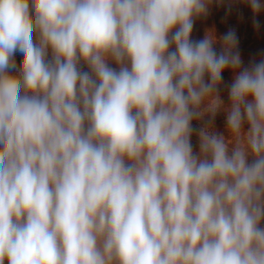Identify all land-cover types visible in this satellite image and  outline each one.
<instances>
[{
    "label": "clouds",
    "instance_id": "obj_1",
    "mask_svg": "<svg viewBox=\"0 0 264 264\" xmlns=\"http://www.w3.org/2000/svg\"><path fill=\"white\" fill-rule=\"evenodd\" d=\"M210 3L0 0V264H264V59Z\"/></svg>",
    "mask_w": 264,
    "mask_h": 264
},
{
    "label": "trees",
    "instance_id": "obj_2",
    "mask_svg": "<svg viewBox=\"0 0 264 264\" xmlns=\"http://www.w3.org/2000/svg\"><path fill=\"white\" fill-rule=\"evenodd\" d=\"M264 4V0H260ZM241 20L238 22V19ZM259 22V28L254 27L253 20ZM230 24V27L226 26ZM236 24L235 27H232ZM230 29L235 30L237 36V51H239L242 67H247L253 61L258 62L264 59V8L254 14L246 0H211L209 11L206 15L194 20V27L191 39H203L208 32L214 33L217 40ZM217 52L222 51V45L218 42L213 46ZM234 73L231 69H226L222 73V83L219 87V94L225 105L230 103L228 87L226 85L233 81ZM207 79V77H206ZM226 116L224 111L219 112L214 121L215 129L225 136ZM208 120H194L192 126L201 128ZM247 129V125H245Z\"/></svg>",
    "mask_w": 264,
    "mask_h": 264
},
{
    "label": "rangeland",
    "instance_id": "obj_3",
    "mask_svg": "<svg viewBox=\"0 0 264 264\" xmlns=\"http://www.w3.org/2000/svg\"><path fill=\"white\" fill-rule=\"evenodd\" d=\"M241 20V18L238 19V22ZM228 27H230V24L226 25ZM236 24L232 27H235ZM174 50V45H173V49ZM48 59H51V53L49 52V56H48ZM14 60L18 66V68L22 65V61H23V55L20 53V52H16L14 54ZM109 66L110 67H113V68H116L118 70V65L114 62V61H109ZM81 68L82 70L84 71H89V69L87 68V65H81ZM11 74H16V71L15 70H10ZM194 127V126H193ZM196 129H199L197 127H195ZM246 130V129H245ZM191 143L193 145V150L194 152H198L199 151V138H198V134L197 133H193L192 137H191ZM262 227H264V221H262V224H261ZM7 264V262H6Z\"/></svg>",
    "mask_w": 264,
    "mask_h": 264
}]
</instances>
